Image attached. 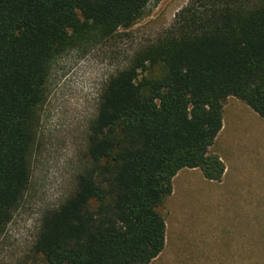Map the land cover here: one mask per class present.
Listing matches in <instances>:
<instances>
[{
    "label": "trees",
    "instance_id": "16d2710c",
    "mask_svg": "<svg viewBox=\"0 0 264 264\" xmlns=\"http://www.w3.org/2000/svg\"><path fill=\"white\" fill-rule=\"evenodd\" d=\"M158 0H0V237L28 188L48 80L66 53L131 27ZM161 65L158 77L145 75ZM228 97L264 119V0H187L106 82L74 191L43 214L47 264H149L182 169L220 182Z\"/></svg>",
    "mask_w": 264,
    "mask_h": 264
},
{
    "label": "rangeland",
    "instance_id": "374dc122",
    "mask_svg": "<svg viewBox=\"0 0 264 264\" xmlns=\"http://www.w3.org/2000/svg\"><path fill=\"white\" fill-rule=\"evenodd\" d=\"M186 1L152 2L131 27L57 61L41 109L29 185L0 237V264H47L35 250L41 219L74 191L87 164L89 129L106 82L170 26ZM162 69L150 66L145 75L158 77ZM222 123L211 149L225 165L222 180L207 181L198 169L176 174L172 193L157 209L166 225L165 246L149 264H264V119L228 97Z\"/></svg>",
    "mask_w": 264,
    "mask_h": 264
},
{
    "label": "crops",
    "instance_id": "0c3cea01",
    "mask_svg": "<svg viewBox=\"0 0 264 264\" xmlns=\"http://www.w3.org/2000/svg\"><path fill=\"white\" fill-rule=\"evenodd\" d=\"M222 126H223V123H222ZM221 131V130H220ZM217 139V138H216ZM216 141V140H215ZM215 143V142H214ZM213 147V146H212ZM212 149V148H211ZM199 170V169H198ZM200 171V170H199ZM201 173V172H200ZM225 174V173H224Z\"/></svg>",
    "mask_w": 264,
    "mask_h": 264
}]
</instances>
